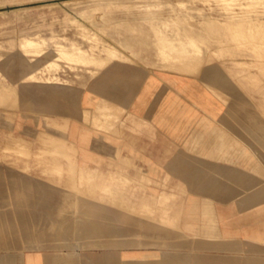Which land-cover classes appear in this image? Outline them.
<instances>
[{"label": "rangeland", "instance_id": "374dc122", "mask_svg": "<svg viewBox=\"0 0 264 264\" xmlns=\"http://www.w3.org/2000/svg\"><path fill=\"white\" fill-rule=\"evenodd\" d=\"M170 40L183 44L169 47ZM70 44L96 55V63L46 64L49 58L38 52ZM105 48L116 49L117 56L107 57ZM0 65V264H20L13 253L29 247L77 242L84 217L75 214L76 207L88 205L83 196L111 208L116 201L124 208L134 201L143 207L148 183L157 189L171 182V189L181 186L171 199L179 202L184 192L179 177L193 187L196 169L203 176L213 169L134 166L141 185L132 199L138 181L124 175L116 189V160L121 174L147 159L194 158L206 142L219 150L206 152L210 155L199 150L205 158L264 160V0H0ZM115 67L126 72L121 81L102 80ZM122 81L149 86L151 102L121 108L116 95L99 94L105 87L114 93ZM150 109L170 112L164 126L153 120L158 132L152 136L136 117ZM157 144L164 150L152 151ZM51 159L106 164L109 177L102 184L73 183L75 198L62 199L57 214H36L46 201L35 200L24 179L51 173ZM68 173L83 170L75 165ZM155 197L156 203L167 201L156 192ZM107 222L114 223L113 214ZM108 234L114 238V231ZM260 249L256 255H262Z\"/></svg>", "mask_w": 264, "mask_h": 264}, {"label": "crops", "instance_id": "0c3cea01", "mask_svg": "<svg viewBox=\"0 0 264 264\" xmlns=\"http://www.w3.org/2000/svg\"><path fill=\"white\" fill-rule=\"evenodd\" d=\"M125 73L122 67L105 70L102 80L107 81L114 77L115 82H118ZM120 83L116 85L114 93L105 87L99 90V94L104 97L116 95L115 104L121 108H127L129 105L131 108H140L142 104L151 102L149 86L145 87L140 83L127 84L125 81ZM162 103L165 106V98ZM141 113L146 116H136L138 121H142L139 128L148 136L158 132L154 119H161L163 126L167 123L166 120L170 119L169 111H163L161 114L150 109ZM200 113L205 114L202 111ZM212 117L209 118L213 119ZM164 134L165 131L162 135ZM51 136L57 135L52 133ZM159 145H156L157 148L155 145L152 146L151 150H164V144L162 148ZM199 150L210 155L206 152L219 149L212 142H206L200 148H196L194 158H179L173 162L165 159H147L146 164H131L127 171L121 169V174L117 169L116 160L114 174L116 189L119 188H117L119 178H123L124 175L138 181L136 190L132 192V199L139 196L141 185V175L139 171L134 170V166L213 167L205 176L201 170L196 169L193 187L186 185V176L183 181L180 179L183 175L179 177V182H184L182 186L184 192L178 196L181 199L179 202L172 203L171 199L173 194L181 190V186H173L171 189V182L157 189L148 183L147 201L143 207L139 206L138 201L136 203L134 201L129 208H124L116 201L115 207L111 208L105 202H94L89 200L92 197L83 196L81 197L83 202L88 205L76 207L75 214L84 217L77 242L63 245L44 243L40 247H29L23 252L13 253L14 256L19 258L20 264H263L264 169L260 168L264 167V160L205 158L198 153ZM78 161L80 160L76 162ZM82 161L84 163L70 164L64 160L51 159L47 164L51 167V173L46 175L34 173L24 179L25 182H29L26 188L30 190L34 199L46 201L39 203L36 214L49 216L57 214L62 208L58 206L62 199L75 198L73 185L75 182L98 184L107 182L109 176L106 164L96 165L86 160ZM75 165L83 170L82 175L68 173V168ZM97 166L99 169H96ZM97 170L98 174H92ZM58 171L64 174H56ZM142 172L145 175V170ZM168 176L171 177L170 171ZM164 177L165 173L162 175L163 179ZM162 178L159 177L158 182H162ZM148 179L151 183L156 181L153 176H148ZM155 192L157 198L167 201L156 203ZM99 194L101 197V192ZM118 196L116 195V199ZM108 214L114 215L113 224L107 222ZM110 231H114L113 239L108 238ZM124 233L127 236L125 241ZM112 245L114 249L108 250V246ZM260 248L262 255H256V251H261ZM252 251L255 256H250ZM128 255L130 257L125 258Z\"/></svg>", "mask_w": 264, "mask_h": 264}, {"label": "bare ground", "instance_id": "6f19581e", "mask_svg": "<svg viewBox=\"0 0 264 264\" xmlns=\"http://www.w3.org/2000/svg\"><path fill=\"white\" fill-rule=\"evenodd\" d=\"M48 6V5H47ZM65 13V12H64ZM188 16V18H193V16L192 15H188V14H186V17ZM96 20V19H95ZM213 21V20H212ZM116 24V23H115ZM260 24V23H259ZM91 37V36H90ZM192 38V37H191ZM92 39V38H91ZM90 40V39H89ZM22 41H24V40H22ZM34 41H36V47H39V44H40V41H37V40H34ZM92 41V40H91ZM95 41V40H94ZM186 41V40H185ZM194 41V40H193ZM96 42V41H95ZM191 43H192V41H190ZM169 43H170V45H169ZM169 43H168V45H169V47H178V46H181L182 44H183V42L181 41L180 43H175V42H173V40H170L169 41ZM55 44V43H54ZM57 44V43H56ZM103 44V43H102ZM97 45H99V44H97ZM106 45V44H105ZM167 45V44H166ZM167 45V46H168ZM191 45V44H190ZM93 46V45H92ZM95 46V45H94ZM93 46V47H94ZM107 46V45H106ZM101 47V46H100ZM110 47V46H109ZM161 47V46H160ZM186 48V47H185ZM91 50V49H90ZM89 50V51H90ZM97 50V49H96ZM105 50V54L106 55H108L107 57H110V58H112L113 56H117V54L115 53L116 52V49H112V48H105L104 49ZM182 51V50H181ZM38 52L40 53V54H44V56H46L47 58H49V59H45V63L46 64H48V62H51V61H58L59 59H65V60H73V61H81V62H83L84 64H92V63H94V61H95V63H96V61H97V57H96V55H93L92 53H89L88 52V50H85V49H82L81 47H79V46H77V45H75V44H70L69 46H67V47H65V46H56V48L54 49V50H47V51H42V50H38ZM91 52H92V50H91ZM185 52V51H184ZM70 53H72L71 55L72 56H70ZM95 53V52H94ZM99 53H101V52H99ZM118 53V52H117ZM120 55V54H119ZM100 57L98 56V59H99ZM124 58V57H123ZM122 58V59H123ZM33 59V58H32ZM107 59V58H106ZM187 59V58H186ZM35 60V59H34ZM7 61V60H6ZM42 61V60H41ZM39 63V62H38ZM94 63V64H95ZM30 64V63H29ZM98 64V63H97ZM96 64V65H97ZM37 65V64H36ZM1 66V65H0ZM34 68V67H33ZM33 68H31V69H33ZM36 68V67H35ZM47 68V67H46ZM100 68V67H99ZM2 69V68H1ZM48 69H50V68H48ZM34 70V69H33ZM91 71H94V70H92L91 69ZM14 72V71H13ZM32 74V73H31ZM30 74V75H31ZM92 74V73H91ZM29 75V74H28ZM55 76V75H54ZM30 77H32V76H30ZM26 79V78H25ZM25 81V80H24ZM76 92H77V90H76ZM56 93V92H55ZM55 93H53L52 95H54ZM69 93V92H68ZM50 94V93H49ZM51 95V94H50ZM51 95V96H52ZM58 95V94H57ZM76 95V94H75ZM74 95V96H75ZM70 96V95H69ZM73 96V97H74ZM45 97V96H44ZM48 97V96H47ZM55 97V96H54ZM51 99H53L52 97H51ZM55 99V98H54ZM60 99V98H59ZM63 99V98H62ZM57 100V99H56ZM46 102H47V100H45ZM53 101V100H52ZM59 101V100H58ZM49 102V101H48ZM62 102V101H61ZM111 102V101H110ZM53 103V102H52ZM51 103V104H52ZM63 103V102H62ZM108 103V102H107ZM65 104V103H64ZM114 104V103H113ZM115 105V104H114ZM49 106V105H48ZM60 106V105H59ZM52 107H53V104H52ZM65 107V106H64ZM67 107V106H66ZM58 108H60V107H58ZM57 108V109H58ZM53 109V108H52ZM61 109V108H60ZM55 110V109H54ZM112 110V109H111ZM51 111V110H50ZM56 111V110H55ZM59 111H62V110H59ZM64 112V111H63ZM67 112V111H66ZM113 112V111H112ZM114 113V112H113ZM57 114V113H56ZM117 129V128H116ZM55 224V223H54ZM53 224V225H54ZM59 226V225H58ZM58 226L56 227V228H58Z\"/></svg>", "mask_w": 264, "mask_h": 264}]
</instances>
